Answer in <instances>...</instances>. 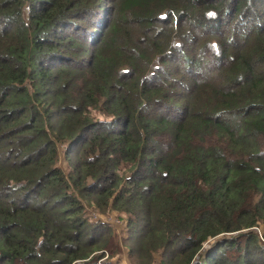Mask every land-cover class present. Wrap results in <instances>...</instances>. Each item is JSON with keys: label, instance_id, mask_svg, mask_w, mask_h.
Returning <instances> with one entry per match:
<instances>
[{"label": "trees", "instance_id": "trees-1", "mask_svg": "<svg viewBox=\"0 0 264 264\" xmlns=\"http://www.w3.org/2000/svg\"><path fill=\"white\" fill-rule=\"evenodd\" d=\"M124 248L264 264V0H0V264Z\"/></svg>", "mask_w": 264, "mask_h": 264}, {"label": "rangeland", "instance_id": "rangeland-1", "mask_svg": "<svg viewBox=\"0 0 264 264\" xmlns=\"http://www.w3.org/2000/svg\"><path fill=\"white\" fill-rule=\"evenodd\" d=\"M64 156H61V160H60V166L63 167L64 171L66 174H68V171L66 170L65 166V162H64ZM85 210H86V216L88 219L91 220H95V221H101V222H105L106 224H111L113 225L112 228H114V232L117 235H121L123 232H126V226L127 223H125L121 218H120V214L118 211H108L107 213H102L99 210L95 209V207L89 206V205H85ZM122 237V236H121ZM121 240V239H120ZM124 241V240H123ZM215 243V241L211 244H206L205 245V251L207 249L210 248L211 245H213ZM124 244V242H123ZM128 249L124 248L123 249V253L119 254V255H115L113 258L110 257L109 259L106 260V258L108 257L107 255L105 256V258L101 259V262L103 264H106L107 261L115 263V264H130L128 262V259L126 257V254H128ZM120 261V263H119Z\"/></svg>", "mask_w": 264, "mask_h": 264}, {"label": "built area", "instance_id": "built-area-1", "mask_svg": "<svg viewBox=\"0 0 264 264\" xmlns=\"http://www.w3.org/2000/svg\"><path fill=\"white\" fill-rule=\"evenodd\" d=\"M257 230H259V229H257ZM108 259V257L106 258V260Z\"/></svg>", "mask_w": 264, "mask_h": 264}]
</instances>
